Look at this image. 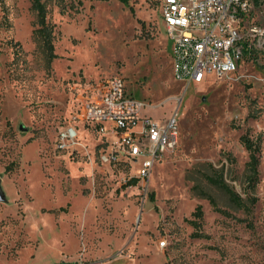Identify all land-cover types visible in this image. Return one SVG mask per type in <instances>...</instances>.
Instances as JSON below:
<instances>
[{
  "label": "rangeland",
  "instance_id": "1",
  "mask_svg": "<svg viewBox=\"0 0 264 264\" xmlns=\"http://www.w3.org/2000/svg\"><path fill=\"white\" fill-rule=\"evenodd\" d=\"M42 2L52 61L34 37L33 0H0V264H264V49L231 77L186 84L159 0ZM113 75L148 115L177 117L178 145L143 180L130 162L102 161L111 133L76 122L81 142L58 148V131ZM243 136L260 149L250 212L196 173L219 211L187 175L210 162L246 198Z\"/></svg>",
  "mask_w": 264,
  "mask_h": 264
},
{
  "label": "built area",
  "instance_id": "2",
  "mask_svg": "<svg viewBox=\"0 0 264 264\" xmlns=\"http://www.w3.org/2000/svg\"><path fill=\"white\" fill-rule=\"evenodd\" d=\"M160 15L172 42L174 77L186 84L214 76L234 75L246 58L264 49V0H159ZM264 51V50H263ZM262 51V52H263ZM57 134L58 148L80 143L76 122L111 133L112 148L102 161L130 162L145 179L158 158L179 142L177 117L160 122L145 111L151 107L128 89L123 76L113 75L87 98Z\"/></svg>",
  "mask_w": 264,
  "mask_h": 264
},
{
  "label": "trees",
  "instance_id": "3",
  "mask_svg": "<svg viewBox=\"0 0 264 264\" xmlns=\"http://www.w3.org/2000/svg\"><path fill=\"white\" fill-rule=\"evenodd\" d=\"M121 1L126 2L127 0ZM33 9L37 12L38 16V25L34 30V37L38 44L42 47L48 61H52L57 57L53 42L55 25L47 21V11L42 0H33ZM242 141L250 154V158L245 169L246 183L248 186L247 190L249 191H247L248 195L246 198L242 197V195L227 182L224 169L217 168L210 162L202 164L201 166H204L203 168L201 166H197L191 169L187 175V178L194 182L192 185L193 192L199 197L208 199L211 205L219 211L225 212L224 209L220 207L214 193H212L211 189H207L206 186L221 191L228 198L230 204L238 209H243L246 212H250L256 202L253 194L258 183L260 165L258 152L260 149L259 145L247 136H243ZM196 173H199L202 176L207 184L206 186L199 178L196 177ZM137 181L138 179L134 177L128 184L133 185ZM203 214L202 206L198 205L193 212V216L196 218L190 222L197 226L199 224L198 220L203 218Z\"/></svg>",
  "mask_w": 264,
  "mask_h": 264
},
{
  "label": "water",
  "instance_id": "4",
  "mask_svg": "<svg viewBox=\"0 0 264 264\" xmlns=\"http://www.w3.org/2000/svg\"><path fill=\"white\" fill-rule=\"evenodd\" d=\"M3 199H5V196L0 186V200H3Z\"/></svg>",
  "mask_w": 264,
  "mask_h": 264
}]
</instances>
